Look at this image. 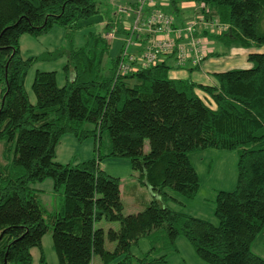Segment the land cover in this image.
<instances>
[{"label": "trees", "instance_id": "16d2710c", "mask_svg": "<svg viewBox=\"0 0 264 264\" xmlns=\"http://www.w3.org/2000/svg\"><path fill=\"white\" fill-rule=\"evenodd\" d=\"M181 2H194L190 18L203 14L197 7L202 3L205 18L228 26L223 34L203 36L228 47L264 46V0H166L175 16ZM98 4L0 0V264H31L29 250L39 247L47 230L56 264H90L94 257L98 264H166L164 255L155 254L154 241L139 257L129 253L139 239L156 233L164 234L167 246L184 237L207 264H264L250 250L264 227V52L249 53L252 66L247 69L212 73V85L169 78L170 67L163 61L145 68L134 63L133 71L115 76L123 43L108 59L111 40L104 34L114 28V35L126 36L128 17H107L102 32L73 46L79 23L97 14ZM161 6L158 2L155 8L161 11ZM53 25L63 28L67 47L20 58L19 37L41 35ZM145 39L141 35L137 42L142 45ZM138 48L128 46L127 52ZM61 57L63 85L56 86L54 72L35 71L30 104L23 88L27 70L36 61ZM102 133L109 140L105 157L127 159L137 183L153 195L136 214H121L119 180L98 168ZM65 134L79 142L92 138L95 157L54 162L55 145ZM205 149L237 151L233 189L214 192L216 225L164 203L176 201L165 188L185 199L197 192L199 180L188 153ZM44 179L62 194L49 226L30 187ZM101 220L118 227L104 232L95 227ZM104 238L114 243L111 252L104 250ZM38 264H44L41 254Z\"/></svg>", "mask_w": 264, "mask_h": 264}, {"label": "rangeland", "instance_id": "374dc122", "mask_svg": "<svg viewBox=\"0 0 264 264\" xmlns=\"http://www.w3.org/2000/svg\"><path fill=\"white\" fill-rule=\"evenodd\" d=\"M99 4L98 12L92 15L87 20L79 23V28L73 35V46L79 48L86 43L87 35H94L102 32V27L107 17L115 15L116 8L119 5H127V2H135L136 0H122L112 3V0H96ZM164 0H155L162 2ZM165 14L173 19L176 16L168 7H163ZM260 27L264 31V19ZM124 37L114 35V38L109 42L108 59H113L121 48V43ZM108 42V41H107ZM202 46L207 54L214 52L215 55L207 56L206 61H212L214 69L206 68L205 65L200 66V72L205 73L211 78V73L222 72L232 69H246L252 66V63L247 61L246 57L252 52H264V46L237 48L225 47L217 40L209 37L202 42ZM67 43L64 39V31L60 26L53 25L45 33L38 36H30L23 34L18 40V53L20 58L27 59L37 57L44 53H50L54 50L65 49ZM65 64L64 57L57 58L53 61H36L29 69L24 78L23 88L30 104H34V97L30 90V84L35 71L54 72L55 84L61 87L64 83L65 73L63 65ZM174 71L169 70L168 76L173 75ZM197 74V73H196ZM70 75V74H69ZM68 75V77H69ZM211 80V79H210ZM200 82H206L200 80ZM99 146L98 168L111 177L119 180V199L122 205V215L136 214L144 209L148 201L152 197V193L148 187L141 186L137 183L136 174L131 171L129 161L125 158L105 157L108 152L109 140L106 133L101 134ZM94 140L86 138L82 141H77L72 135L65 134L61 136L54 148L53 161L66 163H79L95 157ZM147 151V142H143V152ZM1 152V147H0ZM236 150L220 151L214 149H205L188 153V160L193 167L198 180L199 186L197 192L190 199H185L169 188L164 189L167 196L173 197L176 201L167 200L165 205L171 209L183 214L202 219L212 225H216L217 221L213 216L214 209V193L213 189L217 187H225L227 178L232 175L234 182L236 176ZM4 162L0 158V164ZM33 189L34 198L37 201L44 222L49 226L50 220L54 213L60 207L62 194L61 189L54 190L50 179H44L40 182L30 184ZM234 187V186H233ZM232 190V188H231ZM182 204V205H181ZM164 205V204H163ZM95 227L102 229L104 232L107 229L116 230L118 225L116 222H106L101 220L95 224ZM162 233H156L150 238H141L135 244L129 247V253L135 257H139L153 247V241L156 243V255H164L166 264H207L201 261L195 255L193 248L187 240L178 236L173 241V245H164L165 237ZM264 233L258 235L251 249L257 253H264ZM104 250L111 252L114 248L113 242L103 240ZM31 256V264H38L40 254L43 256L44 264H56V257L51 249L50 231L41 237L39 247H33L29 250ZM264 255V254H261ZM90 264H98L97 258H93Z\"/></svg>", "mask_w": 264, "mask_h": 264}, {"label": "built area", "instance_id": "2783aa9c", "mask_svg": "<svg viewBox=\"0 0 264 264\" xmlns=\"http://www.w3.org/2000/svg\"><path fill=\"white\" fill-rule=\"evenodd\" d=\"M134 4L133 7L119 5L115 11L116 15L128 17V21L123 23L127 35L122 41L115 76L133 71L134 63L145 68L161 62L166 56H172L176 66H199L208 55L202 46L208 37L202 34L220 35L228 30L226 24L205 18L207 10L202 3L197 7L203 10V14L188 18L179 25L174 24L171 16L155 8V0H136ZM190 4L192 8L196 7L194 2ZM114 32L113 28L104 34V38L112 40ZM141 35L146 36L142 45L137 42ZM128 46L139 47V51L130 54L127 52Z\"/></svg>", "mask_w": 264, "mask_h": 264}, {"label": "crops", "instance_id": "0c3cea01", "mask_svg": "<svg viewBox=\"0 0 264 264\" xmlns=\"http://www.w3.org/2000/svg\"><path fill=\"white\" fill-rule=\"evenodd\" d=\"M119 1H122V0H112V3H115V2H119ZM132 3V2H131ZM128 4V2L126 3ZM163 7H167V4H166V0L162 1V6H161V9ZM178 8V13H177V16L176 18L174 19V24L176 25H179L181 24L183 21H185L186 19L190 18L191 16V12L193 11L192 7H191V4L190 2L188 3H184V2H181L178 4L177 6ZM210 39H214V38H210ZM216 40V39H214ZM218 42H220L221 44H223L225 47H228V45H226L223 41H219L217 40ZM229 47H235V46H229ZM237 48H241V47H237ZM210 55H215L214 52H210V54H208V56ZM206 58L201 62L200 66L202 65H205L206 68H211V69H214L212 67H214V64L212 61H206ZM162 61L167 64L171 70L174 71L173 75L171 76H168L169 78H172V79H182V80H189L191 82H194V83H197V84H207V85H212L213 84V79L212 77L209 78L205 73L201 72V74H199L198 72H200V66L199 67H192L190 66L189 64H185L183 67H177L175 64H174V60L171 56H166V57H163L162 58ZM169 69V70H170ZM247 69V68H246ZM169 72V71H168ZM219 72V71H218ZM223 72V71H222ZM197 73V74H196ZM213 73H216V72H213ZM212 74V73H211ZM211 79V80H210ZM200 80H204L206 81L205 83L204 82H200ZM197 94L200 96L202 95L201 93L197 92ZM203 151V150H201ZM234 182H235V179H234ZM234 182H233V179H232V175L230 174L229 177L227 178V183L225 185V187H217L216 189H213V193L215 191H230L231 188L233 189V186H234ZM150 190V189H149ZM153 196V195H152ZM151 199V198H150ZM264 233V227L263 229L261 230V232L258 234H263ZM258 235L255 237V239L252 241L251 245H250V250L253 254L259 256L260 258H262L264 260V255H261V254H264V253H257L255 251H253L251 249V246L253 245V243H255L256 241V238L258 237ZM264 247V245H263Z\"/></svg>", "mask_w": 264, "mask_h": 264}]
</instances>
